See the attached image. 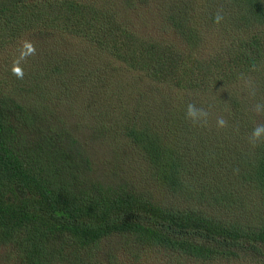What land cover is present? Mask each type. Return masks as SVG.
<instances>
[{
  "label": "trees",
  "instance_id": "obj_1",
  "mask_svg": "<svg viewBox=\"0 0 264 264\" xmlns=\"http://www.w3.org/2000/svg\"><path fill=\"white\" fill-rule=\"evenodd\" d=\"M257 104L264 0H0V264H264Z\"/></svg>",
  "mask_w": 264,
  "mask_h": 264
},
{
  "label": "clouds",
  "instance_id": "obj_2",
  "mask_svg": "<svg viewBox=\"0 0 264 264\" xmlns=\"http://www.w3.org/2000/svg\"><path fill=\"white\" fill-rule=\"evenodd\" d=\"M224 19L221 12H217L214 20L216 23H220ZM36 49L31 41H24L21 48L19 49V56L14 60L13 67L11 69L12 74L17 79L24 78V71L21 67V63L25 62L27 57L34 56ZM255 111L257 113L264 112V104L255 105ZM208 113L202 109L197 108L194 104H188L185 112V119L189 120L194 126H205L207 123ZM217 127L224 128L227 126V121L223 117L217 119ZM264 142V125H257L251 134L250 143L255 146L257 143Z\"/></svg>",
  "mask_w": 264,
  "mask_h": 264
},
{
  "label": "rangeland",
  "instance_id": "obj_3",
  "mask_svg": "<svg viewBox=\"0 0 264 264\" xmlns=\"http://www.w3.org/2000/svg\"><path fill=\"white\" fill-rule=\"evenodd\" d=\"M218 12H221V13H223V10L221 11H218ZM203 24H205L204 23V20H202L201 22H199V25H203ZM111 58L110 57H107V61H109ZM136 76V74H133V75H129V77H128V80H127V85L125 86V88H126V93L128 94V93H130V92H132V91H134L136 88L135 87H137V86H139L140 85V82L139 81H134V80H132V77H135ZM136 79V78H135ZM146 79L147 80H149V78H147L146 77ZM139 82V83H138ZM145 87H147V86H145ZM218 264V263H217ZM244 264H252L251 263V261L249 260V259H247L245 262H244Z\"/></svg>",
  "mask_w": 264,
  "mask_h": 264
}]
</instances>
